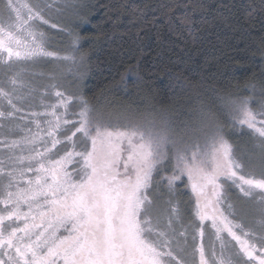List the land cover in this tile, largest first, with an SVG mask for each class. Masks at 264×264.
Returning <instances> with one entry per match:
<instances>
[{
  "label": "snow or ice",
  "instance_id": "snow-or-ice-1",
  "mask_svg": "<svg viewBox=\"0 0 264 264\" xmlns=\"http://www.w3.org/2000/svg\"><path fill=\"white\" fill-rule=\"evenodd\" d=\"M0 5V19L6 20L0 25V63L11 70L56 55L37 43L30 22L48 21L36 6L16 0H0ZM68 34L79 51V36ZM60 59L75 63L73 56ZM10 83L17 84L15 76ZM51 87L57 100L43 113H32L45 116L46 126L35 122V135L23 141L27 154L13 153L8 168L0 160V264H186L171 247L179 209L171 199L166 202L169 216L162 228L157 195L166 189L171 196L183 186H190L201 221L211 218L217 234L227 231L248 260L264 264V222L257 234L230 221L220 226L216 219L225 184L244 197L258 192L264 199V166L259 175L245 171L214 119L203 115L195 124L177 127L133 116L113 118L82 96L75 98L78 110L70 119L73 98ZM0 97L16 109L3 87ZM230 112L235 124L247 126L264 144V104L253 111L248 100L232 102ZM6 115L12 113L0 111V117ZM19 146L17 141L11 145ZM198 251L200 264H207L202 243Z\"/></svg>",
  "mask_w": 264,
  "mask_h": 264
},
{
  "label": "trees",
  "instance_id": "trees-1",
  "mask_svg": "<svg viewBox=\"0 0 264 264\" xmlns=\"http://www.w3.org/2000/svg\"><path fill=\"white\" fill-rule=\"evenodd\" d=\"M78 1L70 28L86 60L81 91L93 107L181 119L264 84V0Z\"/></svg>",
  "mask_w": 264,
  "mask_h": 264
},
{
  "label": "rangeland",
  "instance_id": "rangeland-1",
  "mask_svg": "<svg viewBox=\"0 0 264 264\" xmlns=\"http://www.w3.org/2000/svg\"><path fill=\"white\" fill-rule=\"evenodd\" d=\"M16 2L36 6L43 19L48 21V23H44L40 19H35L30 23L37 34V43L41 44L46 51L53 52L56 55L41 56L33 61L21 62L19 66H14L11 70H9L8 65L0 63V87L10 93L12 103L16 106V109H19L18 111L13 109L5 98L0 97V111L6 114L12 113L11 116L0 117V160L4 161L5 168L9 167L8 158L13 153L16 155L27 154V148L23 141L25 138L35 135L37 131L35 122L39 121L41 128L46 126L43 123L46 119L45 116H33L32 113H43L47 105L55 103L57 97L54 95L52 84L56 85V90L61 91L67 97L73 98L72 104L69 105V118L75 119V111L78 109L73 106L77 104L76 97L82 96L84 98L81 89L83 88L82 83L86 71V60L82 57L80 51L74 50L72 38L68 34L73 32L70 26L74 27L79 22L78 0H16ZM53 24L56 25L55 28L52 27ZM0 25L6 26V20L0 19ZM41 33L43 35H40ZM64 56H73L75 63L71 60L60 59ZM16 73H20V75L16 76ZM14 76L17 79L16 85L10 83L11 78ZM21 82L24 84L23 87H21ZM261 85L255 89V94H252V96L224 97V99L217 100L215 104L203 103L197 105L192 112L182 116V120L180 117L156 112L136 113L124 107L108 103H102L97 107L88 104L93 109L102 111L106 116L110 115L113 118L133 116L141 120H155L158 123L169 122L177 127L184 124H195L199 122L203 115H209L222 129L225 138L231 145L233 154L259 172L250 171L246 165L245 171L259 175L262 166H264L262 138L251 129H248L247 126H238L234 123V114L230 112V105L232 102L240 103L243 100H248L253 111H259L260 106L264 104V84ZM13 88L16 90L13 91ZM67 127H71V125ZM14 141L20 142V146L17 148L11 147ZM57 147L61 148L63 146L58 145ZM183 179H186V177ZM180 183L181 181H177L178 185ZM226 185L228 184H225L224 188ZM224 188L219 198V211L216 213L217 224L220 226L230 221L229 214L226 211L231 210V208L229 207L230 204L228 205L226 202L225 195H223ZM157 195L162 197L159 202L163 213L160 219L162 228L169 216L166 202L171 199L172 203L179 209V220L173 224L176 233L171 247L173 253L178 254L180 259L186 261V263L191 259H200L198 249L201 243L204 246V251L209 252L221 247L220 245L226 241L224 238L225 231L217 234L216 229L212 227L211 218L201 221L199 216L196 215L195 196L191 192L190 186L179 187L171 196L167 194L166 189L157 193ZM233 195H235L233 198H238L236 197L237 194L234 193ZM240 197L241 201L236 200L237 208L250 211L249 205L243 201L245 197L243 195H240ZM201 230L203 231V237L200 236ZM181 231L184 232L183 236L180 235ZM169 235L171 236L172 233H169ZM218 236L219 238H217ZM177 244H179V247H177ZM172 264H175V262L173 261Z\"/></svg>",
  "mask_w": 264,
  "mask_h": 264
},
{
  "label": "flooded vegetation",
  "instance_id": "flooded-vegetation-1",
  "mask_svg": "<svg viewBox=\"0 0 264 264\" xmlns=\"http://www.w3.org/2000/svg\"><path fill=\"white\" fill-rule=\"evenodd\" d=\"M242 162H244L243 159ZM244 164L250 171H257L254 167L248 166L245 162ZM224 192L223 195L226 197V202L231 206V210L228 209V211H226L229 214L230 222L233 224H240L245 231L251 230L252 232L260 234L262 222H264V199H262L261 195L257 192L254 193L252 198L245 197V199H243V201L249 205L250 211H246L239 210L237 208L236 200L239 199L241 201L242 199L240 195L242 194L236 187L231 188L226 185ZM234 193L237 194L236 197L238 198H233L235 196L233 195ZM233 231H235L237 235L241 236V239H246V237L241 234L239 228H234ZM224 238L226 241L223 243V248L219 247L209 252L204 251L207 264H220L221 259H231L232 264H258V260H248L244 253L240 250L239 243L234 240L227 231L224 233ZM247 239H250V237ZM186 264H200V259H191Z\"/></svg>",
  "mask_w": 264,
  "mask_h": 264
}]
</instances>
